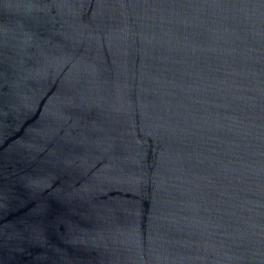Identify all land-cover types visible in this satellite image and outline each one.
<instances>
[{
  "label": "water",
  "instance_id": "obj_1",
  "mask_svg": "<svg viewBox=\"0 0 264 264\" xmlns=\"http://www.w3.org/2000/svg\"><path fill=\"white\" fill-rule=\"evenodd\" d=\"M0 264H264V0H0Z\"/></svg>",
  "mask_w": 264,
  "mask_h": 264
}]
</instances>
